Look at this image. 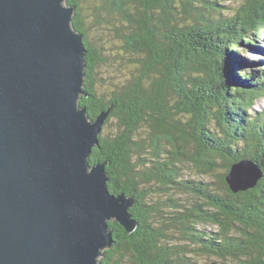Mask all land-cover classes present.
<instances>
[{"label":"trees","instance_id":"16d2710c","mask_svg":"<svg viewBox=\"0 0 264 264\" xmlns=\"http://www.w3.org/2000/svg\"><path fill=\"white\" fill-rule=\"evenodd\" d=\"M224 1L106 0L122 21L124 51L135 57L132 76L106 98L81 1L65 0L86 48L79 104L92 120L107 114L89 162L107 163L110 192L136 201L137 229L128 234L110 222L114 244L98 264H264V115L250 116L264 96V70L248 72L241 56L264 37V0H242L232 16ZM112 121L116 130L106 134ZM247 160L262 178L234 193L226 176ZM187 166L214 181L185 179ZM175 192L193 201L184 205ZM156 194L166 199L151 202ZM205 225L218 231L199 229Z\"/></svg>","mask_w":264,"mask_h":264},{"label":"water","instance_id":"95a60500","mask_svg":"<svg viewBox=\"0 0 264 264\" xmlns=\"http://www.w3.org/2000/svg\"><path fill=\"white\" fill-rule=\"evenodd\" d=\"M74 11L0 0V264H98L114 244L110 222L138 226L135 199L112 194L107 163L89 162L107 114L92 120L79 104L86 48ZM261 178L248 160L226 176L234 193Z\"/></svg>","mask_w":264,"mask_h":264},{"label":"rangeland","instance_id":"374dc122","mask_svg":"<svg viewBox=\"0 0 264 264\" xmlns=\"http://www.w3.org/2000/svg\"><path fill=\"white\" fill-rule=\"evenodd\" d=\"M83 12L86 16V26L89 31V41L95 46L101 53L103 63L97 70V83L101 94H104L106 98L115 90L123 86L126 81L132 76V72L135 71L133 61L134 56L127 54L123 47L124 42L122 38V21L119 16L112 15L106 9V0H80ZM242 0H225L221 2L227 9L223 10L225 15L232 16L238 9ZM247 52L241 54L242 58L249 63L248 72L255 71L260 72L264 69V37L262 41H259L257 50L243 47ZM254 112H250V116H256V113L264 115V96L256 100L255 105L252 108ZM116 130V123L111 122L110 125L104 128L106 134L113 133ZM147 132L144 130L142 135ZM251 175L255 174L252 167H249ZM183 175L185 179L197 180L199 182L209 183L213 182V178L210 176H201L196 173L191 167L184 168ZM174 199H178L182 204L187 205L193 201L192 196L182 193H174ZM164 195H153L150 198L151 202L161 203L165 200ZM168 212V210H167ZM160 220V219H159ZM199 229L206 230L208 232H217L218 228L213 225H205L199 227ZM196 260L200 264H224L216 258H203L198 257ZM123 264H130L124 262Z\"/></svg>","mask_w":264,"mask_h":264}]
</instances>
